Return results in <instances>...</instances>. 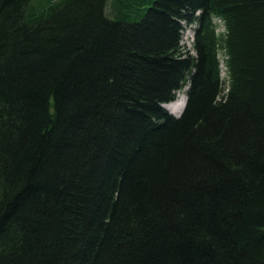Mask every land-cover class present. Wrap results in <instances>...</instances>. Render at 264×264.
Here are the masks:
<instances>
[{
  "label": "trees",
  "instance_id": "1",
  "mask_svg": "<svg viewBox=\"0 0 264 264\" xmlns=\"http://www.w3.org/2000/svg\"><path fill=\"white\" fill-rule=\"evenodd\" d=\"M0 264H264V0H0Z\"/></svg>",
  "mask_w": 264,
  "mask_h": 264
},
{
  "label": "rangeland",
  "instance_id": "2",
  "mask_svg": "<svg viewBox=\"0 0 264 264\" xmlns=\"http://www.w3.org/2000/svg\"><path fill=\"white\" fill-rule=\"evenodd\" d=\"M214 22L216 24L217 33L218 34L223 33L224 29H223L221 22L218 20H214ZM191 41H192L191 40V33L189 31V28L187 26H185L181 32L180 45L185 48V51H190L192 53ZM224 59L225 58L223 57V54L220 52L219 53L220 74H221V79L223 82V88L227 87V84H226L227 75H226V69H225V65H224ZM184 97H185V89H182L176 93V101L177 100L180 101ZM165 110L169 113V111L167 109H165Z\"/></svg>",
  "mask_w": 264,
  "mask_h": 264
},
{
  "label": "bare ground",
  "instance_id": "3",
  "mask_svg": "<svg viewBox=\"0 0 264 264\" xmlns=\"http://www.w3.org/2000/svg\"><path fill=\"white\" fill-rule=\"evenodd\" d=\"M185 101L186 98H183V101L181 103V101H174L172 103L166 104L164 105L165 109H167L169 111V113L174 114V115H178L179 113L182 112L184 105H185Z\"/></svg>",
  "mask_w": 264,
  "mask_h": 264
},
{
  "label": "water",
  "instance_id": "4",
  "mask_svg": "<svg viewBox=\"0 0 264 264\" xmlns=\"http://www.w3.org/2000/svg\"><path fill=\"white\" fill-rule=\"evenodd\" d=\"M163 108H164V106H162ZM173 115V114H172ZM174 116V115H173ZM179 117V115L176 117V118H178Z\"/></svg>",
  "mask_w": 264,
  "mask_h": 264
},
{
  "label": "clouds",
  "instance_id": "5",
  "mask_svg": "<svg viewBox=\"0 0 264 264\" xmlns=\"http://www.w3.org/2000/svg\"><path fill=\"white\" fill-rule=\"evenodd\" d=\"M190 31H191L190 33L193 34L192 30H190Z\"/></svg>",
  "mask_w": 264,
  "mask_h": 264
}]
</instances>
